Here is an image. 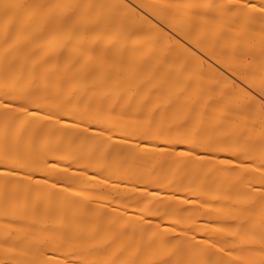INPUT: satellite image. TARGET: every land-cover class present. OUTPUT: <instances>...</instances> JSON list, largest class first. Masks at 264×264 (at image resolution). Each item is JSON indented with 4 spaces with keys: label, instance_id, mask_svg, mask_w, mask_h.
<instances>
[{
    "label": "bare ground",
    "instance_id": "1",
    "mask_svg": "<svg viewBox=\"0 0 264 264\" xmlns=\"http://www.w3.org/2000/svg\"><path fill=\"white\" fill-rule=\"evenodd\" d=\"M0 264H264V0H0Z\"/></svg>",
    "mask_w": 264,
    "mask_h": 264
}]
</instances>
